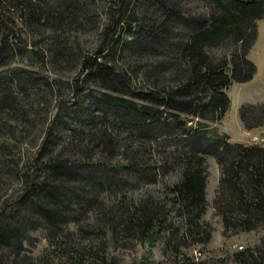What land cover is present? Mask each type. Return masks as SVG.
I'll list each match as a JSON object with an SVG mask.
<instances>
[{"label": "trees", "instance_id": "1", "mask_svg": "<svg viewBox=\"0 0 264 264\" xmlns=\"http://www.w3.org/2000/svg\"><path fill=\"white\" fill-rule=\"evenodd\" d=\"M192 1L0 0V264H122L138 246L133 264H197L208 157L223 234L261 233L230 263L264 264V145L186 118L220 121L252 78L264 0ZM239 119L263 128L264 101Z\"/></svg>", "mask_w": 264, "mask_h": 264}, {"label": "rangeland", "instance_id": "2", "mask_svg": "<svg viewBox=\"0 0 264 264\" xmlns=\"http://www.w3.org/2000/svg\"><path fill=\"white\" fill-rule=\"evenodd\" d=\"M189 7H193L194 10L198 8V0L189 3ZM92 43H96L95 40L92 39ZM226 44H228V40L223 41L219 47L212 49V54L215 56L221 55ZM248 57L256 67L255 72L249 80L244 82L232 81L228 88L225 89L229 100V106L220 121L214 123L201 121L198 120V118H186L193 126H196L199 122L206 123L209 126L210 131H213L220 136L226 134L231 141L242 142L244 144L256 143L264 145V127L247 129L239 119V110L242 105L259 104L264 100V17L257 20V36L249 51ZM47 72L51 76H57L51 70H47ZM66 76H70L68 71L62 75H58V77ZM170 144L171 143L169 142L164 144V146H166L165 152L172 148V145ZM162 149L163 148L158 147V150ZM207 172L206 197L208 200V208L204 215V219L211 224L213 232L210 241L206 245L191 247L188 252L189 254H192L197 264H215L220 258L228 259L229 264H231L230 257L233 252L243 246L257 243L261 233L255 230L239 232L231 235L223 234V227L220 218L215 214L212 205L220 177L219 167L215 159L212 157L207 158ZM165 177L166 180L164 179V181L168 182L170 173ZM30 248L34 255L41 254L47 248V241L41 232L34 233L33 245ZM147 248V246H138L133 251L118 250L116 254L122 264H133L135 261L134 258L142 256ZM150 254L155 260H162L159 247L156 246L151 248Z\"/></svg>", "mask_w": 264, "mask_h": 264}]
</instances>
